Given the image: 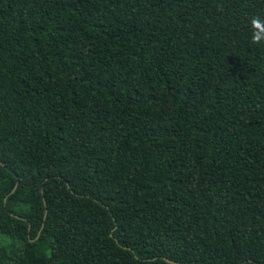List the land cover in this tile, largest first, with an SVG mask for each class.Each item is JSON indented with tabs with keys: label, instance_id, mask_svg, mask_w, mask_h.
Returning <instances> with one entry per match:
<instances>
[{
	"label": "trees",
	"instance_id": "1",
	"mask_svg": "<svg viewBox=\"0 0 264 264\" xmlns=\"http://www.w3.org/2000/svg\"><path fill=\"white\" fill-rule=\"evenodd\" d=\"M257 15L0 0V264H264Z\"/></svg>",
	"mask_w": 264,
	"mask_h": 264
},
{
	"label": "clouds",
	"instance_id": "2",
	"mask_svg": "<svg viewBox=\"0 0 264 264\" xmlns=\"http://www.w3.org/2000/svg\"><path fill=\"white\" fill-rule=\"evenodd\" d=\"M250 25L252 28V44H264V18L257 15L251 18Z\"/></svg>",
	"mask_w": 264,
	"mask_h": 264
},
{
	"label": "water",
	"instance_id": "3",
	"mask_svg": "<svg viewBox=\"0 0 264 264\" xmlns=\"http://www.w3.org/2000/svg\"><path fill=\"white\" fill-rule=\"evenodd\" d=\"M166 260V259H165ZM168 263H171L169 260H166Z\"/></svg>",
	"mask_w": 264,
	"mask_h": 264
}]
</instances>
